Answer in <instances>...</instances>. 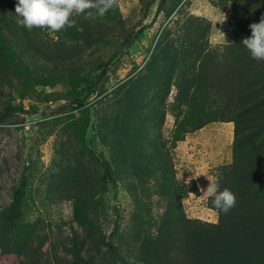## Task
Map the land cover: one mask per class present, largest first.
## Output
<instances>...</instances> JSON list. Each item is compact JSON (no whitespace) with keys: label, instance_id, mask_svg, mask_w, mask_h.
Returning a JSON list of instances; mask_svg holds the SVG:
<instances>
[{"label":"rangeland","instance_id":"1","mask_svg":"<svg viewBox=\"0 0 264 264\" xmlns=\"http://www.w3.org/2000/svg\"><path fill=\"white\" fill-rule=\"evenodd\" d=\"M17 3L0 0L4 38L23 46L28 64L21 69L0 52V110L17 108L0 124V264H64L56 258L75 242L86 258L78 197L103 198L93 264H138L167 211L216 224L219 213L200 190L234 179L235 124L211 122L176 140L186 108L176 86L185 82L192 94L203 57L215 87L199 99L214 100L207 111L236 114V36H251L264 0H119L103 17L74 15L75 25L56 33L18 26ZM86 78L94 93L79 107Z\"/></svg>","mask_w":264,"mask_h":264},{"label":"trees","instance_id":"2","mask_svg":"<svg viewBox=\"0 0 264 264\" xmlns=\"http://www.w3.org/2000/svg\"><path fill=\"white\" fill-rule=\"evenodd\" d=\"M2 22L3 20L0 19V52L7 61L25 69L28 64L23 57L24 48L22 45L12 46L5 40ZM17 29L19 31V28ZM143 31L144 29L140 28L136 35ZM247 37L250 36L238 34L234 45L237 60L235 59V70L230 75L232 78L236 75V82L232 85L237 95L233 101L239 106L236 114H221L217 110L207 111L206 109L212 108L214 100L204 102L199 99L205 97L200 93L204 91L208 93L215 87L212 80H206V63L203 57L200 60V70L193 74L192 94L189 93L185 82H178L176 86V101H182L186 107L185 121L178 122L174 131L176 140H183L185 133L201 129L211 122L235 124L234 159L230 165V175H234V179L229 181L231 178L227 177L226 180L219 182L221 191L227 188L234 193L235 207L227 213L213 207L219 213L216 224L187 219L184 218L183 213L172 216L167 211L163 217L166 222L164 228L161 227L156 232L149 229L150 233L146 235L142 252L136 258L138 264H264V131H261L264 128V61L253 59L242 44L243 39ZM191 41L192 39L189 38L182 44L184 52L187 51L185 48L191 46ZM170 42L171 40H168L166 45ZM163 44L165 46V41ZM15 47L19 48L15 49ZM106 68L107 66L95 73L96 81H102ZM97 69H100V66H97ZM85 81L84 89L87 92L81 93V97L75 100L79 107L84 106L89 96L94 93L92 84L89 87L87 78ZM89 81L93 82L92 78ZM221 83L226 85L227 78L224 77ZM226 89L229 95V89ZM209 97L211 98V94L207 96ZM221 105V103L219 106L216 105V108H220ZM16 109L8 106L0 110V124L8 122ZM87 128L88 126L85 125L82 130L83 135L86 134ZM102 204V197L76 198V221L82 227L88 228L81 246L82 251L86 246H90L87 257H81L80 250H76L79 243L75 242L72 245L75 247L74 250L66 248V256L56 258L57 260L63 259L64 264L96 262L95 254L98 249L91 251L96 238L91 237L103 235L98 221L101 217ZM14 208L17 210L18 206ZM34 239L35 237L26 243L25 251L32 252L31 245ZM70 254L75 256L71 255L69 258Z\"/></svg>","mask_w":264,"mask_h":264},{"label":"clouds","instance_id":"3","mask_svg":"<svg viewBox=\"0 0 264 264\" xmlns=\"http://www.w3.org/2000/svg\"><path fill=\"white\" fill-rule=\"evenodd\" d=\"M118 5L119 0H18L15 13L18 26L29 31L33 28H40L56 33L73 27L75 25L72 19L74 15L86 14L88 17L94 15L103 17ZM249 27L252 34L244 38L242 44L253 59L264 61V17L259 23H252ZM191 179L186 182L190 183ZM200 191L202 195L212 199L213 206L219 211L227 213L235 207L234 193L227 188L221 191L218 179L210 181L207 188Z\"/></svg>","mask_w":264,"mask_h":264}]
</instances>
